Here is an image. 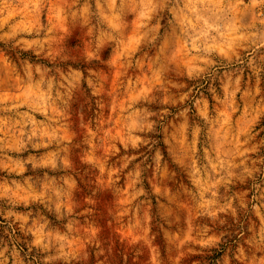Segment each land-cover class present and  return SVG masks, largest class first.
I'll return each instance as SVG.
<instances>
[{"label": "rangeland", "instance_id": "1", "mask_svg": "<svg viewBox=\"0 0 264 264\" xmlns=\"http://www.w3.org/2000/svg\"><path fill=\"white\" fill-rule=\"evenodd\" d=\"M0 264H264V0H0Z\"/></svg>", "mask_w": 264, "mask_h": 264}]
</instances>
